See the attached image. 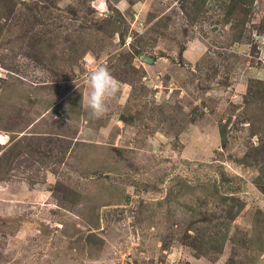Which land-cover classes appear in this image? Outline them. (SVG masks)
Here are the masks:
<instances>
[{"label":"rangeland","instance_id":"1","mask_svg":"<svg viewBox=\"0 0 264 264\" xmlns=\"http://www.w3.org/2000/svg\"><path fill=\"white\" fill-rule=\"evenodd\" d=\"M185 6L19 0L1 18L0 264H264V153L253 150L264 128L245 103L264 79V0L239 41L215 2L193 21ZM95 21L109 27L89 30ZM42 36L51 48L32 45ZM101 65L119 91L93 120L88 76ZM228 219L223 252L184 234Z\"/></svg>","mask_w":264,"mask_h":264},{"label":"trees","instance_id":"2","mask_svg":"<svg viewBox=\"0 0 264 264\" xmlns=\"http://www.w3.org/2000/svg\"><path fill=\"white\" fill-rule=\"evenodd\" d=\"M19 0H0V20L1 18L4 17H9V15H11L14 10L15 7L17 6ZM257 0H184V2H186V6L184 7L187 14L188 15H192V17H190L189 19H191V21L196 20L197 17L201 16V10L203 9V12L206 11V7H208V4H210L211 2H215V6L220 10V15L222 16V21L224 22V24L228 25L230 24L231 29L233 30V34L235 36V40L239 41L240 39H242L244 37L245 31L247 29V25L250 22H253V18H255V21L258 22V19H256V13H255V3ZM2 2H5V5L2 6ZM38 5V2L34 3V9L35 6ZM189 5V8H191V10H188L187 6ZM31 9V7H30ZM196 14V15H195ZM37 17V15H36ZM188 19V21H189ZM35 21H37V18H35ZM119 21V18H114V21H111L109 23L110 24H116V22ZM260 21V20H259ZM104 22H98L95 21V23L91 24L89 27V30H91L90 28H95L98 31H103L105 29V27H109L106 24H103ZM263 23L262 28H264V22ZM111 26V25H110ZM258 28V27H257ZM259 29V28H258ZM112 31V29H111ZM264 32V29H263ZM92 33V32H91ZM264 35V34H263ZM44 36L40 37V38H35L36 42H33L32 45L36 46V44H41L42 40H44V42L46 41ZM47 42V41H46ZM48 43V42H47ZM44 45V43H43ZM50 44L48 43L47 46H49ZM254 47H257L256 44L253 45ZM51 48V45L49 46ZM144 50H139L136 51L137 53H141ZM183 53V50L181 51ZM132 86H135L134 84H132ZM133 90L135 91V87L133 88ZM245 103L247 105H254L257 109L258 113H261V121H262V127L264 128V79L263 78H253L251 81H249V85L247 88V92L245 94ZM227 127L228 124L227 123H222L220 125V133H221V139L222 142L224 144H227L228 139H227ZM264 134V131H263ZM263 141L261 140L259 142V145L255 146L253 150H255L257 155H260L262 153H264V136H262ZM246 158V160H250L251 164H252V160L251 159H247L249 158V154H246L244 156ZM264 158V156H263ZM10 159V153L9 151H6L4 153L1 154L0 156V180H2L3 178L5 179V176L7 175V170H5V166L7 164V162H9ZM264 160V159H263ZM259 161H256L255 164H258ZM264 162V161H263ZM254 164V163H253ZM3 179V180H4ZM260 179V178H259ZM259 179H256V184L257 186L264 190V183H258ZM221 198L225 199L224 201H227V199H229L230 201H234L235 203L238 202V198L235 196H230V195H221ZM231 203V202H230ZM229 208L227 209V212L229 211V209H231L233 207V205H229ZM261 213V211H260ZM262 214V213H261ZM229 214H226V216ZM230 216V215H229ZM263 217V223H264V216ZM232 220V217H229ZM260 221V219H259ZM198 221H194L192 222V224L186 228L184 234L187 236H189L190 231L191 230H195V232H200L202 234L205 235V237L209 238L207 240L206 243V250L204 251L205 254L211 252V251H215V252H223L224 250V245H225V241H228V237L227 234L230 232V220H226V221H221L218 224H215V226L219 229V231H215L214 234H212L211 232H209L208 234H206V232H204L202 230H200L199 226H197ZM200 222H208L207 219H202ZM219 226H224L223 229L222 227ZM215 228V227H214ZM198 238V237H197ZM195 238V239H197ZM216 241V242H214ZM226 241V242H227Z\"/></svg>","mask_w":264,"mask_h":264},{"label":"clouds","instance_id":"3","mask_svg":"<svg viewBox=\"0 0 264 264\" xmlns=\"http://www.w3.org/2000/svg\"><path fill=\"white\" fill-rule=\"evenodd\" d=\"M90 92L87 97V108L90 119H101L108 111L110 101L116 98L119 82L104 66H98L88 76Z\"/></svg>","mask_w":264,"mask_h":264},{"label":"water","instance_id":"4","mask_svg":"<svg viewBox=\"0 0 264 264\" xmlns=\"http://www.w3.org/2000/svg\"><path fill=\"white\" fill-rule=\"evenodd\" d=\"M142 59H143L144 61H146V62H150V63L154 60L152 57H150L149 55H146V54H144V55L142 56Z\"/></svg>","mask_w":264,"mask_h":264}]
</instances>
